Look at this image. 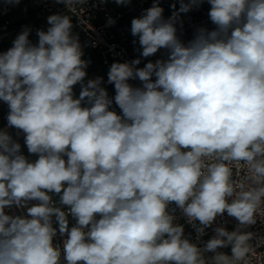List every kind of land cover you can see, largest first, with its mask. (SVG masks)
<instances>
[{"label": "clouds", "instance_id": "1", "mask_svg": "<svg viewBox=\"0 0 264 264\" xmlns=\"http://www.w3.org/2000/svg\"><path fill=\"white\" fill-rule=\"evenodd\" d=\"M205 2L214 27L185 43L181 14ZM171 8L165 19L154 0L131 20L140 57L164 49L167 58L113 62L114 97L102 77L85 82L91 61L69 15L48 16L37 43L25 27L0 52L7 127L23 133L28 153L0 129V264H251L264 245L242 231L264 219V0ZM13 207L26 215L6 212ZM176 209L197 240L225 213L239 223L198 247ZM229 246L231 255L218 251Z\"/></svg>", "mask_w": 264, "mask_h": 264}, {"label": "built area", "instance_id": "2", "mask_svg": "<svg viewBox=\"0 0 264 264\" xmlns=\"http://www.w3.org/2000/svg\"><path fill=\"white\" fill-rule=\"evenodd\" d=\"M28 1L31 8L37 12V14L43 16L46 20L48 16L53 14L69 15L76 32L87 40L92 49L97 50L100 53L102 63L108 68V71L113 62L123 63L130 62L136 58H141V63L137 67H143L149 61L155 62L157 59L167 58V53L164 49L159 50L151 57L142 58L139 54L130 52L122 41L117 40L115 28L117 26V22L124 17L123 14L113 15L109 6L110 0H104L103 3H101V0H86L84 3L74 2L69 7H66L64 3L57 2V0H20V2L15 5L7 3L6 0H0V46H2L6 40L18 31L12 26L14 22L13 15L21 3ZM135 1L136 7L140 10L145 9L151 2V0ZM168 2L175 3L177 9L179 8V0H168ZM209 8L210 5L205 2L198 9L194 8L187 14H181L183 23L182 26L177 24V35L182 41L187 43L191 40L198 27L204 26L209 29L214 27L208 19L207 13ZM172 11L173 9L171 8L164 18L167 19L171 16ZM110 18L115 21L114 24L109 25L108 21ZM153 79L155 78L153 77ZM105 81L106 86L112 85L107 82V78ZM129 83L133 86H141V82L139 80H130ZM8 111L9 109L7 104L0 101V119L5 121L0 126V129H6L13 136V138L20 143L15 129L7 127L6 118ZM22 152L24 153L23 150ZM172 208H175L174 203L169 205V209L171 210ZM6 212L9 214L14 213L17 215H26V209H16L15 207L12 209H6ZM173 214L176 216L175 223L184 226L185 237H187L190 242L196 243L198 247H203L204 243L214 236V228L225 227L228 231H234L239 223L235 218L230 217L227 213H225L223 216H218L213 225L206 228L205 234L197 240L195 230L187 224L186 218L183 216L182 212L179 209H176ZM74 223L75 221L69 217V227H71ZM197 224H199L198 221ZM54 227H58L55 222ZM242 231L252 232L254 234L249 243L255 247L259 239L264 237V219L257 217L256 224L250 225L247 228L242 229ZM62 239L63 238L57 236L54 239V243H62ZM218 251L231 255L230 246L227 248H220ZM255 251L256 256L250 257L251 264H264V245L257 247ZM212 255L213 253L211 252L205 253L206 257H210ZM64 264H66V262H64Z\"/></svg>", "mask_w": 264, "mask_h": 264}, {"label": "crops", "instance_id": "3", "mask_svg": "<svg viewBox=\"0 0 264 264\" xmlns=\"http://www.w3.org/2000/svg\"><path fill=\"white\" fill-rule=\"evenodd\" d=\"M151 1L152 2H150L145 9L140 10L136 7V4H135L136 1L135 0H130V3H128L127 5H117L115 3V0H110L109 6L112 10L113 15L115 16L117 14H123V17H124L117 22V26L115 28V31L117 33L116 34L117 40L122 41L124 43V45H126L127 49L132 53H136V54L140 55V46L138 43V38L133 37L131 35V31H130L131 20L133 18H137V17L141 16L142 13L144 12V10L150 8L152 6L154 0H151ZM172 4L173 3L168 2V0H159V6L164 8V11H163L164 17L166 16L167 12L171 9ZM29 10H32L30 7L29 1L21 3L19 5V7L14 12V15H13L14 22H13L12 26H13V28L18 30L17 31L18 34L25 27L31 28V33H30L29 39L33 43H37L38 42V37L36 35L37 30L38 29L47 30V27L49 25L46 23V21L44 19H37L33 23H29L28 26H25L27 24V21H28L27 15L29 13ZM19 19H23V20H21L19 22ZM72 32H73V34H78V36H79V42L82 46V50L84 53L82 59L91 61V63L89 64V66L86 69L87 76L85 78V82L87 81V79H94L98 76L102 77L103 78L102 87L106 88L110 97H114V95H115L114 85H111V86L105 85V82H106L105 80L107 78L108 68L105 65H103L100 53L97 50L92 49L89 46L87 40L83 36H81L79 33H77L74 27L72 29ZM18 34H14L7 41H5L4 44L0 47V52H4V51L8 50L12 46V42ZM133 41H136V43H133ZM79 92H80V86L79 85L74 86V93H75L76 97L79 96ZM112 107L115 111H117V113H119L120 110L115 104H113ZM15 132H17L16 129H15ZM18 137H19L22 148L25 150L24 153L26 155H28L26 145H24L23 133L18 135ZM30 158L35 159L36 157L33 156ZM53 199L58 200V197L54 196Z\"/></svg>", "mask_w": 264, "mask_h": 264}, {"label": "rangeland", "instance_id": "4", "mask_svg": "<svg viewBox=\"0 0 264 264\" xmlns=\"http://www.w3.org/2000/svg\"><path fill=\"white\" fill-rule=\"evenodd\" d=\"M152 2V1H151ZM31 7V6H30ZM32 9V8H31ZM37 19H44L47 23V20L43 17V16H40V14H37V12H35L33 9L32 10H29V13L27 15V24L25 26H28L29 23H33L34 21H36ZM23 20V19H19V22ZM48 24V23H47ZM15 34H18V32H16ZM1 47V46H0ZM0 117H1V112H0ZM5 121L4 120H1L0 119V126L4 123ZM23 151H25L23 148H22ZM26 155V154H25Z\"/></svg>", "mask_w": 264, "mask_h": 264}, {"label": "trees", "instance_id": "5", "mask_svg": "<svg viewBox=\"0 0 264 264\" xmlns=\"http://www.w3.org/2000/svg\"><path fill=\"white\" fill-rule=\"evenodd\" d=\"M7 41V40H6ZM4 44V43H3ZM8 44V43H7ZM6 46V45H5Z\"/></svg>", "mask_w": 264, "mask_h": 264}]
</instances>
